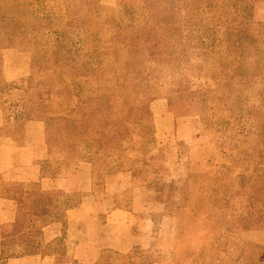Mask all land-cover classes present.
<instances>
[{
  "label": "rangeland",
  "instance_id": "374dc122",
  "mask_svg": "<svg viewBox=\"0 0 264 264\" xmlns=\"http://www.w3.org/2000/svg\"><path fill=\"white\" fill-rule=\"evenodd\" d=\"M144 1L0 0L7 128L41 121L52 162H88L97 181L124 173L151 192L145 258L122 264H242L241 244L264 264V0H247V26L233 39L220 28L217 46L188 28L131 51L111 42ZM158 102L200 126L195 152L160 143Z\"/></svg>",
  "mask_w": 264,
  "mask_h": 264
},
{
  "label": "crops",
  "instance_id": "0c3cea01",
  "mask_svg": "<svg viewBox=\"0 0 264 264\" xmlns=\"http://www.w3.org/2000/svg\"><path fill=\"white\" fill-rule=\"evenodd\" d=\"M156 107L165 127L160 143L184 141L195 152L200 126L175 120L160 102ZM7 127L0 110V264H101L108 254L110 264L130 255L145 258L154 207L149 190L124 173L97 181L88 162H52L41 121H28L20 134ZM135 247L142 250L134 253Z\"/></svg>",
  "mask_w": 264,
  "mask_h": 264
},
{
  "label": "trees",
  "instance_id": "16d2710c",
  "mask_svg": "<svg viewBox=\"0 0 264 264\" xmlns=\"http://www.w3.org/2000/svg\"><path fill=\"white\" fill-rule=\"evenodd\" d=\"M246 1L186 0V3L181 6H175V0L144 1L141 12L137 13L135 24L132 15L129 16V22H132L129 36L125 38V35L119 40L120 36L115 34L116 36L114 35L115 38H112L111 42H115L116 45L121 42L119 45L131 51L139 45H152L156 37L169 39L173 33L182 28H188L193 33H200L201 36L207 34L206 39L213 38V34L223 28L227 32L225 33L226 38L233 39L239 34L237 32L239 27L247 26L246 19L241 13L251 14L252 7L242 9ZM248 18L249 16H247L249 21ZM220 42L219 38H213L210 43L217 46ZM98 71L103 72L102 69H98ZM251 247L253 246L250 244H241L240 261L242 264H254L248 258L249 253L254 249Z\"/></svg>",
  "mask_w": 264,
  "mask_h": 264
}]
</instances>
